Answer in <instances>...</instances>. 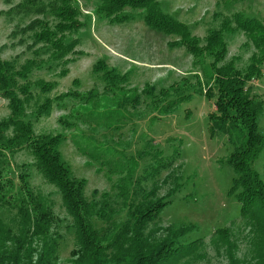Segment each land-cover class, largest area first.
Segmentation results:
<instances>
[{
  "label": "rangeland",
  "instance_id": "obj_1",
  "mask_svg": "<svg viewBox=\"0 0 264 264\" xmlns=\"http://www.w3.org/2000/svg\"><path fill=\"white\" fill-rule=\"evenodd\" d=\"M161 9L185 24L191 34L204 44L209 30L218 29L220 22L235 13L255 17L264 21V0H157ZM102 0H76L82 14L84 28L78 33L81 41L69 58L75 62L61 66L45 65L34 70L29 80L55 81L56 88L49 94H39L32 87L35 100L44 96L54 98L67 91L85 93L94 90L95 102L78 98H66L53 104L50 115L36 118L29 108L26 119L31 122L35 134H62L66 140L59 147L64 161L69 165L72 176L85 180L84 195L92 203H98L102 194L118 210L117 218L124 219L122 191L125 187L132 198L141 199L140 188L149 190L158 184L157 197L178 191L169 198L168 206L159 217L148 224L146 233L160 240L164 229L194 226V230L178 240L181 243L200 241L192 254L179 258L175 264H227L223 246L215 236L217 229L226 228L236 244V257L242 262L254 259L253 238L247 217L240 214V204L228 194L234 174L226 158L233 148L227 137L209 134L208 117L215 112L214 100H208L200 92L211 81L203 75L200 66L184 48H169L177 39L147 28L141 20L120 25L109 23L96 13ZM0 0V11L5 9ZM136 15H140L139 12ZM12 25L0 16L1 60L14 61L16 67L32 55L13 47L10 38ZM255 53L254 46L246 35L239 33L228 39L227 60L237 58L236 64L244 68ZM103 60L118 73L129 72L127 91L110 93L104 91L105 83L100 73L92 71L93 65ZM66 69L65 76L60 70ZM262 76L246 86L247 94L262 103L259 131L264 135V65ZM197 82H199L197 84ZM147 86L155 88L154 97L142 93ZM181 88L184 99L178 109L162 113L158 107L166 102L159 101V90ZM124 89V90H125ZM136 95L138 104L116 109L123 96ZM175 94H170L173 99ZM32 101V105H34ZM167 101V100H166ZM10 111L8 101L0 95V120ZM169 159V166L159 175L148 177L147 171L158 155ZM158 156V157H159ZM262 175L264 150L254 164ZM26 174L34 191L42 194L50 203L56 217L59 240V264H67L74 248V237L70 218L66 215L58 190L48 184L33 166L32 156L25 149L19 150L10 159L9 177L19 185V175ZM131 175L128 183L126 178ZM15 210L0 204V218L14 226ZM96 224L98 220H94Z\"/></svg>",
  "mask_w": 264,
  "mask_h": 264
},
{
  "label": "trees",
  "instance_id": "obj_2",
  "mask_svg": "<svg viewBox=\"0 0 264 264\" xmlns=\"http://www.w3.org/2000/svg\"><path fill=\"white\" fill-rule=\"evenodd\" d=\"M5 9L0 11L4 21L12 25L10 38L13 47L22 48L32 57L16 67L14 61L0 59V95L8 101L9 115L0 120V204L15 210L14 226L0 218V264H59L58 247L61 235L56 231V217L50 203L42 194L34 191L26 174L19 175L15 185L9 177L10 159L19 150L27 149L32 156L33 166L42 178L54 186L60 195L63 209L70 218L74 237V248L67 264H175L192 254L198 241L181 243L178 239L194 230V226L167 227L160 240L146 233L148 224L155 221L168 206L169 198L179 189L158 198V184L151 189L140 188L141 199L132 198L124 187L122 207L124 219L119 220L118 210L102 194L98 203L90 202L84 195L85 180L72 176L69 165L64 161L59 147L66 140L62 134H35L33 125L26 119L27 108L36 118L50 115L53 104L66 98H78L94 103L97 93L67 91L54 98L44 96L35 100L31 89L39 94L52 92L57 83L38 79L29 80L34 70L45 65L66 66L75 62L69 56L81 41L78 33L84 28L82 14L76 0H1ZM139 12L140 15H136ZM96 13L107 18L111 24H124L141 20L152 31L177 40L169 48H184L200 66L211 84L199 94L214 100L215 112L208 120L209 134L227 137L232 153L226 158L234 178L228 194L240 204V214L247 217L253 238L254 259L242 262L236 257L237 247L226 228L217 229L215 236L222 244L227 264H264V170L260 175L254 168L264 150V135L258 122L262 103L247 94L246 86L262 76L264 65V21L235 13L224 18L218 29L209 30L202 41L193 36L189 28L165 13L157 0H102ZM243 33L254 46L255 53L244 68L237 67V58L227 60L228 39ZM6 45L0 47L1 51ZM100 73L105 83L104 91H121L129 82V72L118 73L98 60L92 67ZM67 70H60L65 76ZM199 82H197L198 84ZM125 89V90H124ZM173 86L158 92L160 100L166 102L159 108L162 113L178 109L184 99L191 98ZM155 88L147 86L142 93L154 97ZM175 94L169 99L170 94ZM136 95L123 96L116 109L137 105ZM167 100V101H166ZM34 101V105H32ZM153 157L154 164L147 171L154 178L161 169L172 161ZM128 183L131 175L126 178ZM94 220H98L96 224Z\"/></svg>",
  "mask_w": 264,
  "mask_h": 264
}]
</instances>
